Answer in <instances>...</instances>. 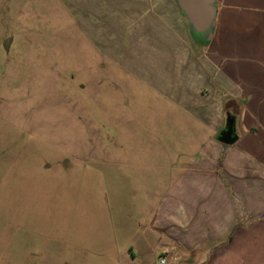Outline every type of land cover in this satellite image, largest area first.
Listing matches in <instances>:
<instances>
[{"label":"crops","instance_id":"obj_1","mask_svg":"<svg viewBox=\"0 0 264 264\" xmlns=\"http://www.w3.org/2000/svg\"><path fill=\"white\" fill-rule=\"evenodd\" d=\"M55 2L72 18L66 35L50 37L66 46L70 117L99 123L101 139L113 140L101 161L150 156V166L119 170L166 173L157 201L155 181L148 195L141 175L154 206L136 250L160 246L190 264H264V161L250 130L264 101V0H213L208 41L177 0ZM230 117L241 132L226 144L217 137Z\"/></svg>","mask_w":264,"mask_h":264},{"label":"rangeland","instance_id":"obj_2","mask_svg":"<svg viewBox=\"0 0 264 264\" xmlns=\"http://www.w3.org/2000/svg\"><path fill=\"white\" fill-rule=\"evenodd\" d=\"M71 20L55 0H0V264H156L157 257L190 264L191 256L171 261L160 246L135 248L154 206L145 202L141 175H149L148 195L155 181L157 201L166 173L119 168L150 166L153 157L109 165L99 153L112 151L114 143L101 139L102 126L70 117L76 109L68 104L67 50L60 42L51 45L50 37L66 35ZM52 58L59 60L56 71ZM256 112L261 122L250 130L264 161V101ZM233 128L241 132L240 124Z\"/></svg>","mask_w":264,"mask_h":264},{"label":"water","instance_id":"obj_3","mask_svg":"<svg viewBox=\"0 0 264 264\" xmlns=\"http://www.w3.org/2000/svg\"><path fill=\"white\" fill-rule=\"evenodd\" d=\"M185 13L191 29L195 33H206L207 38L211 37V27L215 17V8L213 0H177ZM9 39L4 41V46L7 47ZM217 139L226 144L235 141L233 118H227L225 127L219 132Z\"/></svg>","mask_w":264,"mask_h":264},{"label":"built area","instance_id":"obj_4","mask_svg":"<svg viewBox=\"0 0 264 264\" xmlns=\"http://www.w3.org/2000/svg\"><path fill=\"white\" fill-rule=\"evenodd\" d=\"M156 264H167V262L165 261V258L157 257Z\"/></svg>","mask_w":264,"mask_h":264}]
</instances>
